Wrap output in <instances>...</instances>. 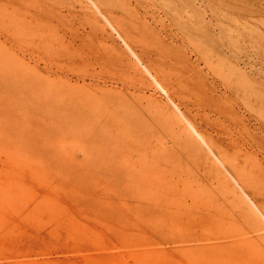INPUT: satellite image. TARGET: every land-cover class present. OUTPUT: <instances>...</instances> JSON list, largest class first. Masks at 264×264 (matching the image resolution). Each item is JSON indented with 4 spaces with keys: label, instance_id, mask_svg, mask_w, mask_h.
Returning a JSON list of instances; mask_svg holds the SVG:
<instances>
[{
    "label": "rangeland",
    "instance_id": "374dc122",
    "mask_svg": "<svg viewBox=\"0 0 264 264\" xmlns=\"http://www.w3.org/2000/svg\"><path fill=\"white\" fill-rule=\"evenodd\" d=\"M249 253L264 0H0V264Z\"/></svg>",
    "mask_w": 264,
    "mask_h": 264
},
{
    "label": "bare ground",
    "instance_id": "6f19581e",
    "mask_svg": "<svg viewBox=\"0 0 264 264\" xmlns=\"http://www.w3.org/2000/svg\"><path fill=\"white\" fill-rule=\"evenodd\" d=\"M191 127V126H190ZM193 130V129H192ZM226 160V159H225ZM219 164L220 165H222L221 164V162H219ZM224 168V167H223ZM230 176V175H229ZM244 196L249 200V202L250 203H252V201L248 198V196L246 195V194H244ZM252 205H253V203H252ZM254 206V205H253ZM257 210V209H256ZM258 211V210H257ZM260 213V212H259ZM261 215V214H260ZM255 234V233H254ZM249 240V239H248ZM219 241V240H218ZM232 245L234 246V247H236L237 248V245L238 244H234V243H232ZM249 261H248V264H256L257 263V259H259L260 258V256H257L255 253H249ZM258 264V263H257Z\"/></svg>",
    "mask_w": 264,
    "mask_h": 264
}]
</instances>
